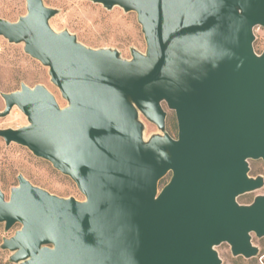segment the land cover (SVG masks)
Wrapping results in <instances>:
<instances>
[{"label": "water", "instance_id": "1", "mask_svg": "<svg viewBox=\"0 0 264 264\" xmlns=\"http://www.w3.org/2000/svg\"><path fill=\"white\" fill-rule=\"evenodd\" d=\"M135 11L146 51L91 47L50 19L44 0H26L18 20L0 16V35L49 67L67 105L44 85L2 92L28 118L1 128L70 176L84 199L63 197L19 174L9 198L0 184L1 248L18 264H223L259 254L264 186L250 160H264V0H92ZM178 134L167 130L168 112ZM143 114L162 133L145 138ZM168 174L170 179L160 188Z\"/></svg>", "mask_w": 264, "mask_h": 264}, {"label": "rangeland", "instance_id": "2", "mask_svg": "<svg viewBox=\"0 0 264 264\" xmlns=\"http://www.w3.org/2000/svg\"><path fill=\"white\" fill-rule=\"evenodd\" d=\"M44 3L58 9V13L50 19L51 26L56 31L69 30L77 35L78 39L88 46L110 47L118 49L121 56L131 58V49L146 51V40L135 11H125L120 6L108 9L101 3L92 0H44ZM26 0H0V16L16 21L21 15L26 14ZM255 50L264 52V27L255 28ZM26 83L33 87L44 84L56 97L60 106L67 105L60 89L51 81L49 67L40 60L32 57L24 50V42L13 43L0 35V111L5 108V100L2 92H12L21 88ZM168 112L166 130L177 137L178 126L176 114L164 105ZM140 119L145 123V138L148 139L155 133H162L156 124L149 121L143 114ZM27 115L17 106L4 117H0L1 128H19L28 124ZM250 175L264 176V160H250ZM19 174H23L33 184L43 187L50 192L63 197L74 196L84 199V194L79 190L74 180L56 169L53 164L36 156L27 146L16 142L6 144L0 136V184L9 198L11 188L18 185ZM171 174H168L160 182V188L168 182ZM264 194V186L256 191L241 195L240 203H251L254 198ZM20 224H15L6 230L5 223H0V264H18L10 260L12 252L1 248L5 237L12 236ZM253 243L259 247L257 256L246 258L242 255L235 256L228 243L217 246L223 264H264V237H258L253 233Z\"/></svg>", "mask_w": 264, "mask_h": 264}]
</instances>
